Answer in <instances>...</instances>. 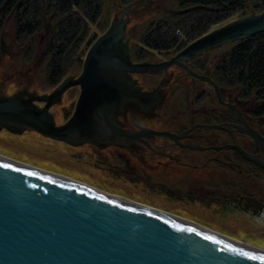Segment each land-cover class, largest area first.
<instances>
[{
    "label": "water",
    "instance_id": "obj_1",
    "mask_svg": "<svg viewBox=\"0 0 264 264\" xmlns=\"http://www.w3.org/2000/svg\"><path fill=\"white\" fill-rule=\"evenodd\" d=\"M128 19L114 18L110 28L89 48L79 77L69 76L50 94L37 93L29 70H24L22 85L12 95L1 79L0 130L6 128L13 133H22L28 128L56 140L95 150L91 144L106 128L117 130L114 119L126 103L137 101L147 107L158 99L157 91L148 94L135 91L136 87L125 78L127 73L165 70L173 64L186 67L182 60L189 61L204 50L264 32V12L253 14L232 20L200 37L172 60L156 64L148 61L133 63L129 60L130 49L124 38ZM188 70L213 84L212 90L217 91L221 103L225 104L221 89L212 79L199 76L191 68ZM79 85L80 98L74 114L67 123L57 126L49 112L50 107L62 102L61 94L69 87ZM22 89L34 95V99L45 101L46 105L38 107L22 102ZM228 105L242 125L203 123L179 133H159L176 142L191 139L199 143L189 145L191 151L182 152L189 157L186 165L190 168L209 166L201 154L202 150L210 149L202 146L210 137H218L223 151H229L228 162H233V153L239 150L248 160L264 167L262 158L248 153L247 144L244 147L227 144L219 133L220 129L238 133L241 140L252 135L264 146V135L244 120L237 106ZM193 150L194 159L189 156ZM207 152L215 157L219 154L215 149ZM102 154L108 155V151ZM216 163L222 161L216 158ZM5 165L0 161V264H264L262 255L182 227L144 208L104 199L75 185ZM167 166L152 168V175L157 177V172ZM129 171L142 174L136 164L129 167Z\"/></svg>",
    "mask_w": 264,
    "mask_h": 264
},
{
    "label": "rangeland",
    "instance_id": "obj_2",
    "mask_svg": "<svg viewBox=\"0 0 264 264\" xmlns=\"http://www.w3.org/2000/svg\"><path fill=\"white\" fill-rule=\"evenodd\" d=\"M118 0H106L105 8L109 9L110 5L113 7L109 17L111 24L117 16L129 18L126 24L128 29L124 38L132 50L130 59L136 61H143L145 59L138 58L133 55V45L140 44L139 39L144 28L148 23L154 20H162L169 15L168 10H176L179 7L175 0H139L127 8L123 5L120 10L116 5ZM122 2V0H119ZM111 4H110V3ZM125 4V3H124ZM14 11L12 14L0 16V80L2 79L5 87H7L9 94L12 95L23 81L24 70H29L31 80L36 86L37 93L45 96L55 91L58 84L71 76L72 78L79 77L81 74L86 56L89 52L87 48L88 38L95 36V26L91 28V33L87 38V42L83 43L80 48L76 49L72 55L74 64L68 69V74L60 81L56 87L49 85L50 76V61L52 60V50H50L51 38L53 32L44 29V31L34 32L18 36V27L14 19ZM120 13H117V12ZM264 12V11H263ZM262 12V13H263ZM254 14H261L254 13ZM237 12L230 18L221 23L211 24L204 34L211 33L221 26L232 22V20L242 19L243 17L251 16V14L243 15ZM2 19V20H1ZM105 22V21H104ZM110 28V25H109ZM133 28V29H132ZM95 30V31H94ZM98 36L101 34L100 29L97 31ZM183 35V34H182ZM202 37V36H200ZM195 37L189 40L188 44L180 45L176 51L168 52L166 55H157L149 57L151 63L166 62L174 59L180 51L189 46L193 41L200 39ZM194 39V40H193ZM97 40V39H96ZM96 40L92 43L94 44ZM239 40V39H238ZM242 40V39H241ZM235 41L223 42L219 46L211 47V49L204 50L197 55V58L192 60L195 63L198 58L204 61L198 62L199 66L206 69H212L213 65L219 62L223 54H226L229 49L235 45ZM5 44L6 47L3 45ZM4 47V48H3ZM7 49V50H6ZM178 52V53H177ZM184 62H186L184 60ZM177 66V64H174ZM187 66V63H186ZM210 66V67H209ZM135 73V72H134ZM134 76L141 82L143 87H149L155 80L149 75L142 76V73L136 72ZM77 77V78H78ZM151 83V84H150ZM199 83V82H198ZM14 86V87H12ZM208 91V83L204 81L202 85ZM183 88L182 81L176 85V91ZM214 85L212 86V89ZM223 100L225 104L221 103L220 97L216 90L208 91L207 96H194V92L190 95L178 94L175 98H171L165 102L161 109L162 117L159 121L148 118L144 122L148 125H162L163 127L173 126L177 131H170L171 133H179L184 130H190L197 124H219L231 123L235 125H242L238 118L234 122L225 107H232V97L239 96L243 101H247L242 97V93L235 89L231 91H223ZM220 89V88H219ZM227 89V88H226ZM81 86H72L61 94L62 102L50 107L51 113L57 126L67 123L70 117L76 110V104L80 98ZM178 93H180L178 91ZM220 101V102H219ZM37 103V104H36ZM228 103V104H226ZM245 104V103H244ZM35 105L44 107L46 102L35 99ZM242 112L244 120L249 125L261 132L264 123V117L256 116L249 110L248 106L240 104H233ZM233 110V109H232ZM249 116L257 117L258 121H251ZM165 132V131H164ZM169 132V131H166ZM227 144H235L244 147L247 144L248 153L253 150L251 154L258 156L264 160V146L258 143L252 135L241 140V134H235L229 131L219 130ZM262 133V132H261ZM261 145V146H260ZM222 146L215 145L212 148L219 151L222 156L229 155V151H223ZM0 149L7 151L14 157L24 158L30 160L33 164L41 165L46 168L62 171L71 176H75L81 180L95 184L103 190H109L113 193L122 194L137 201L147 204H153L160 208L171 210L173 213H182L197 220L198 222L210 226L217 231H222L226 234H231L236 237L247 238L251 242H256L264 246V213L262 214V207L257 203L252 202L251 205H246L244 200H236L240 193H246L243 188V183L248 182L246 187L255 196L264 199V171L259 170V165L252 160H248L239 150L238 154L233 153V162L229 165L223 163H216L215 160L208 162L204 154L206 149L202 150V160L209 166L190 168L186 164L174 162L172 165L162 168L157 172V177L152 175V168H141L142 174H136L129 171V167H135V163L126 164L124 161H114L109 159V156L102 154L95 150H90L84 146H79L75 143H69L64 140H56L50 136H45L39 131L26 128L22 133H11L5 129L0 131ZM246 159V160H245ZM249 161V162H248ZM258 165V168L257 166ZM232 167V168H229ZM263 167V166H262ZM173 168L172 171L167 170ZM264 168V167H263ZM257 170V171H256ZM257 174L245 177L240 173ZM228 177L232 178V189L234 192V201L223 199L220 201L213 198L214 195H225L226 184ZM230 181H228L229 183ZM205 185L202 187L201 185ZM220 188V189H219ZM222 193H221V192ZM220 196V197H221ZM242 199V198H241Z\"/></svg>",
    "mask_w": 264,
    "mask_h": 264
},
{
    "label": "trees",
    "instance_id": "obj_3",
    "mask_svg": "<svg viewBox=\"0 0 264 264\" xmlns=\"http://www.w3.org/2000/svg\"><path fill=\"white\" fill-rule=\"evenodd\" d=\"M2 1H5L6 16L15 10L14 19L18 27V36L31 35L38 30L47 29L51 32L54 30L50 39L49 48L53 56L49 62L51 69L48 76V84L53 85V88L68 74V69L74 64L72 55L85 41L87 42L92 26L98 29L94 30L95 36L88 38L87 48L98 37L99 29L101 32L109 29V18L105 19V16H110L113 7L110 5L106 10V0H0V4ZM137 2L139 0L122 2L118 0L116 10H120L123 5H127L125 7L127 8ZM175 2L179 3L178 9L168 10L169 15L164 19L154 20L146 25L143 33L138 36L140 44L133 45V55L144 57V54L141 55L144 49L178 50L180 45H185L192 38L209 31L211 24L221 23L237 12L243 16L264 11V0H175ZM200 61L204 59L198 58L193 68L196 69ZM206 70L208 71L201 72L212 76L221 90L225 87L223 91L233 90L231 92L233 94L236 89L238 93H242L243 98L248 99L245 102L239 96H234L232 102L238 106L247 105L256 116L264 117V32L235 41L233 48L223 54L215 66L213 65L212 71L211 68ZM223 94L227 96L226 93ZM225 108L229 111L231 119L236 122L238 117L235 111L230 107ZM262 134L264 135L263 131ZM250 152L255 153L253 150Z\"/></svg>",
    "mask_w": 264,
    "mask_h": 264
},
{
    "label": "flooded vegetation",
    "instance_id": "obj_4",
    "mask_svg": "<svg viewBox=\"0 0 264 264\" xmlns=\"http://www.w3.org/2000/svg\"><path fill=\"white\" fill-rule=\"evenodd\" d=\"M20 7V6H19ZM6 10V5L5 1H2L0 4V15L2 14L3 16H6L5 14ZM7 17V16H6ZM125 39H128V36H126ZM176 51L175 49H167V50H153V49H147L143 52H141V55L144 54V57L138 56V58L145 59L143 61H136L132 60L129 57V60L132 62H151V59L149 57L151 56H157V55H166L168 52L171 53V51ZM178 53V52H177ZM130 56V54H129ZM197 58V56H196ZM195 59V58H194ZM192 59V60H194ZM165 59L164 61H167ZM191 59L189 61L182 62L187 66H183L182 64H178L177 66L170 65L167 67L165 70H156V71H145V72H138L142 73V76L149 75L150 77H154L157 80L153 82L149 87H143L141 85L140 81L134 76V72H129L126 74V80L132 83V86L136 90H148L149 92L151 91H157L158 93V99L155 102V104L150 105V106H143L139 104L137 101H129L128 103L125 104V108L116 116L114 119L115 126L117 127V130H111L110 128H106L107 130L102 134L100 138H98L97 141H94L91 146L95 148V150H98L99 152L104 153V151H108V156L109 159H113L114 161H124V163L128 164H136V167H141V168H160L159 166L165 164V165H172V161H176L177 163H180L182 165L184 164H189L187 159L189 158L186 154L182 153L183 150H192L189 145L193 144H199L196 141H192L191 139H185V141L182 142H176L174 139L170 140L169 136H165L159 132H164V131H177L174 129L173 126L170 127H163L162 125H148L145 126L143 123L146 122L148 118L155 119L156 121H159V119L162 117L161 114V109L164 106L165 102L168 101L171 98H175L178 94H186L190 95L194 92V96L200 97L202 96H207V94H210L212 92V85L209 84L208 80L205 78H198L197 76L193 75L191 71L188 70V68L192 69L195 71L199 76H205L208 77L212 80V76H209L207 73H203L201 71H208L206 68L202 66H198L193 68L194 63L192 64ZM160 63V62H158ZM213 69V68H212ZM211 69V71H212ZM201 72V73H200ZM179 81H182L183 83V88L176 91V85L179 83ZM205 81L208 83V93L205 88H203V82ZM199 82V83H198ZM1 92V91H0ZM20 93L22 97L19 98V95L17 98H19L22 102H28L32 103L35 105V97L34 95H31L26 92H24V89L22 91L20 90ZM24 94L27 95V97L24 96ZM34 99V100H33ZM232 101V100H231ZM58 102V99L57 101ZM232 104H235L234 102H231ZM37 104V103H36ZM236 105V104H235ZM251 121H258L257 117L255 116H249ZM136 121V122H135ZM143 122V123H140ZM148 127L150 129H148ZM262 129H264V123L262 125ZM154 131V132H152ZM262 132L263 130L260 129ZM264 132V131H263ZM159 133V134H158ZM178 145H176V144ZM219 138H207L206 142L202 146H207L210 147V149H206L207 151L213 150L211 149L215 145H219ZM212 146V147H211ZM194 150L193 152L190 153L189 156H191L193 159ZM205 159H207L208 162L216 160V158L219 161H222L224 165H229V156L228 153L224 154L223 156L221 154H217L216 157L213 155H210V152H206L204 154ZM256 166V165H255ZM228 167V166H227ZM232 168V167H229ZM258 168V165H257ZM259 170H263L264 168L262 166H259ZM167 170L172 171L173 168H168ZM257 171V170H256ZM242 175H244L246 178L250 177V175H254L255 177L257 174H247L241 171ZM228 181H230L228 183ZM226 188H225V195H214L213 198L216 200L222 201L223 199L229 201L230 195H232L231 201L233 202L234 200V192L232 189V178L228 177V180L225 181ZM246 184L248 182H244L243 189L246 190V193H240L238 197H236L238 201L244 200L246 205H251L252 202L257 203L259 206H263L262 209V214L264 213V199L259 198V196H255L253 193H250L248 188L246 187ZM202 187H205V185H201ZM220 189V188H219ZM221 192V191H220ZM222 193V192H221ZM221 196V197H220ZM242 198V199H241Z\"/></svg>",
    "mask_w": 264,
    "mask_h": 264
},
{
    "label": "bare ground",
    "instance_id": "obj_5",
    "mask_svg": "<svg viewBox=\"0 0 264 264\" xmlns=\"http://www.w3.org/2000/svg\"><path fill=\"white\" fill-rule=\"evenodd\" d=\"M0 16H3V15L1 14ZM94 29L97 30L98 28H94ZM106 31L101 32L100 35H102ZM205 35L206 34H203L200 36H205ZM99 36L97 38H99ZM129 49H130V47H129ZM130 52H132L131 49H130ZM137 63H141V62H137ZM213 81L217 85L216 81L215 80H213ZM217 87L219 88L218 85H217ZM137 92H140L143 94H145V93L148 94V93H151L152 91L149 92L147 89L146 90L145 89L144 90L139 89ZM3 129L7 130L6 128H3ZM7 131H9V130H7ZM11 133H13V132H11ZM0 161L3 164L5 163L14 169L17 168V169H20L22 171H26V172L28 171V172L34 173L36 175L39 174V175H43V176L48 177V178L51 177V178L56 179L58 181H63V182H66L70 185H75L78 188H81L83 190L86 189V190H88V192L93 193L94 195H99L104 199H109V200L115 201L117 203L119 202V203H123V204H127V205H129V204L134 205L138 208H140V207L144 208V209H146L152 213L159 214L162 217L164 216V217L168 218L171 222L179 224L182 227H187V228L192 229L196 232L198 231L202 234H206V235L209 234L211 236L217 237L218 239L220 238L221 240H223L225 243H227L230 246L232 245V246H234L240 250H245V251L252 253V254L254 253V254L264 256V246L254 242V241L251 242L247 238L236 237V236H233L231 234L229 235V234H226L220 230L217 231L210 226H206V225L198 222L197 220L195 221L194 219H192L191 217H189L187 215H183L182 213H179V214H177L175 212L173 213L171 210L165 209L163 207L160 208V207L153 205V204H147V203H144L141 201L139 202L135 199H132L130 197H126L122 194L113 193L109 190L105 191L95 184L93 185L87 181L76 178L73 175L71 176L70 174H67L65 172H62V171L60 172V171H57V170L51 169V168L48 169V168L43 167L41 165L33 164L30 160H26L24 158L21 159V158H18L16 156L14 157L13 155L9 154L5 150L3 151L2 149H0Z\"/></svg>",
    "mask_w": 264,
    "mask_h": 264
},
{
    "label": "snow or ice",
    "instance_id": "obj_6",
    "mask_svg": "<svg viewBox=\"0 0 264 264\" xmlns=\"http://www.w3.org/2000/svg\"><path fill=\"white\" fill-rule=\"evenodd\" d=\"M5 167H8V165H5Z\"/></svg>",
    "mask_w": 264,
    "mask_h": 264
},
{
    "label": "clouds",
    "instance_id": "obj_7",
    "mask_svg": "<svg viewBox=\"0 0 264 264\" xmlns=\"http://www.w3.org/2000/svg\"><path fill=\"white\" fill-rule=\"evenodd\" d=\"M12 87H14V86H12Z\"/></svg>",
    "mask_w": 264,
    "mask_h": 264
}]
</instances>
